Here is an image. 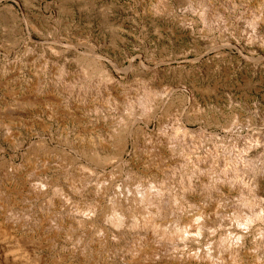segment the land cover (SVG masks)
<instances>
[{"label":"rangeland","instance_id":"obj_1","mask_svg":"<svg viewBox=\"0 0 264 264\" xmlns=\"http://www.w3.org/2000/svg\"><path fill=\"white\" fill-rule=\"evenodd\" d=\"M194 2L0 0V121L9 126L0 127V198H4L0 199V264H104L72 258V241L50 226L57 219L58 205H46L45 198L37 196L32 186L37 179L31 175L44 169L51 181L60 178L55 165L63 151L68 173L103 176L77 145H89L97 137L107 142L116 117L129 113L113 112L98 119L67 108L68 83L82 74L87 60L107 67L111 80L94 77L95 95H103L104 102L134 100L147 88L160 91L152 117H131L127 123L134 135L143 130L146 135L158 134L162 127L183 123L193 137H203L205 148L221 144L236 151L252 146L248 158L264 176V30L247 22L253 15L264 17V0ZM203 3L211 4L210 18L220 29L205 28ZM246 37L251 40L246 42ZM64 70L67 75L57 76ZM143 140L141 134L131 137L126 153ZM37 149L48 153L44 168L36 160L27 161ZM137 157L128 156V165L138 173L162 174L146 158ZM260 182L256 194L264 207V177ZM87 189L82 200L90 202L92 188ZM232 197L235 203L237 198ZM192 199L201 203L198 194ZM64 222L68 226L71 219ZM260 226L264 232V223H256L245 240L249 264H255L256 257L264 261V233L256 236ZM223 231L239 232L237 227H226L218 233ZM19 238L25 241L21 246Z\"/></svg>","mask_w":264,"mask_h":264},{"label":"bare ground","instance_id":"obj_2","mask_svg":"<svg viewBox=\"0 0 264 264\" xmlns=\"http://www.w3.org/2000/svg\"><path fill=\"white\" fill-rule=\"evenodd\" d=\"M181 1L193 4L196 0ZM162 2L164 1H161V5ZM202 6L206 5L203 3ZM206 7L201 13L205 28L220 29L219 23H214V19L210 18H213L211 4ZM247 12L246 8L242 16ZM262 21L264 17L258 14L247 22L250 26L259 24L258 29L264 30ZM257 27L254 26L255 29ZM247 37L246 42L251 40V37ZM82 64V74L74 83H68L69 92L65 103L67 108L94 114L98 119L113 112H118L119 115L122 112L129 114L126 116L122 113V116L116 117L113 132L107 135V142L97 137V141L90 142L89 145H82L81 148L77 145L78 152L96 168L102 169L103 176L68 173V159L61 150L62 153L56 156L59 161L54 164L60 178L56 177L52 182L49 176L50 180L44 176V169L31 172L37 179L32 185L37 196H43L46 205H58L57 219L50 226L55 233L64 231L67 239L72 241V258H77L79 263L83 260L78 256L86 257L88 262L101 261L104 264H249L245 240L253 225L264 223V207L260 204L262 198L256 194L259 186L257 182L264 176L258 175L261 167H256L252 158H248L252 146L245 145L244 150H238V147L236 151V147H220L221 144L205 148L200 141L203 137H193L194 133L183 123H177L169 129L162 127L158 134L146 135L143 130L134 135L127 123L131 117L149 118L153 115L157 110L160 91L147 88L134 100L127 98L119 103L108 97L104 102L103 95H95L97 85L94 84V77L97 75V79L102 81L111 80L106 66L94 60H87ZM63 75H67L65 70L57 76L62 78ZM72 86L75 88L72 89ZM0 127L9 129L8 124L3 121H0ZM140 134L144 140L141 144H135L127 154L129 139ZM37 150V153L28 154L27 161L36 160L41 163L42 168L48 163L45 161L48 153L44 149ZM242 152L245 153L242 155ZM135 155L146 158L148 164L156 166L163 175L155 173L148 176L138 173L128 165V156L130 158ZM108 164L112 165L109 170L106 169ZM123 173L126 176L122 180ZM174 184L178 188H173ZM87 187L92 188L90 202L82 200L84 191H88ZM196 194L200 196L201 203L192 199ZM233 195L237 198L235 203L231 200L234 199ZM66 219H71L68 226L64 225ZM226 227H237L239 232L218 233ZM262 233L264 232L260 226L256 230V236H261ZM216 234L218 239L214 236ZM16 241L18 246L25 243L20 238ZM62 248L65 246L62 245ZM260 259L256 257L253 263L264 264L261 261L263 259Z\"/></svg>","mask_w":264,"mask_h":264}]
</instances>
